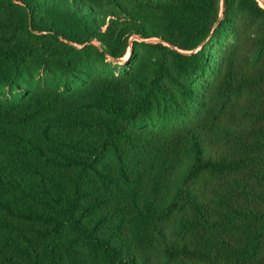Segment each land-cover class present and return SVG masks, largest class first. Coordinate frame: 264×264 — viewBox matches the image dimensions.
Returning <instances> with one entry per match:
<instances>
[{"label": "trees", "instance_id": "trees-1", "mask_svg": "<svg viewBox=\"0 0 264 264\" xmlns=\"http://www.w3.org/2000/svg\"><path fill=\"white\" fill-rule=\"evenodd\" d=\"M261 2L0 0V264H264Z\"/></svg>", "mask_w": 264, "mask_h": 264}, {"label": "rangeland", "instance_id": "rangeland-1", "mask_svg": "<svg viewBox=\"0 0 264 264\" xmlns=\"http://www.w3.org/2000/svg\"><path fill=\"white\" fill-rule=\"evenodd\" d=\"M262 4V3H261ZM131 51H132V46L130 45L127 48V51L123 58L119 61H112L110 58L106 59V65H100L98 66V69H101L103 67L112 69L118 74L123 68L128 66V63L130 62V56H131ZM142 50H140L138 53H141ZM128 56V58H127ZM209 78L207 74L203 76L204 79V84L206 83L205 81ZM55 79H53L50 75L46 74L43 70H41L38 74L34 75V77L31 79L32 84H46V83H52L54 82ZM8 96H11L12 94L9 92L7 94Z\"/></svg>", "mask_w": 264, "mask_h": 264}, {"label": "water", "instance_id": "water-1", "mask_svg": "<svg viewBox=\"0 0 264 264\" xmlns=\"http://www.w3.org/2000/svg\"><path fill=\"white\" fill-rule=\"evenodd\" d=\"M262 3V6L264 7V2H261Z\"/></svg>", "mask_w": 264, "mask_h": 264}]
</instances>
